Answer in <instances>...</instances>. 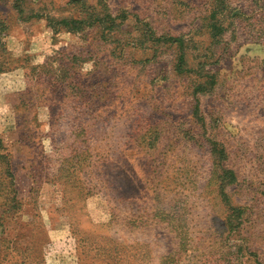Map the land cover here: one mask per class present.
Masks as SVG:
<instances>
[{
    "label": "rangeland",
    "instance_id": "374dc122",
    "mask_svg": "<svg viewBox=\"0 0 264 264\" xmlns=\"http://www.w3.org/2000/svg\"><path fill=\"white\" fill-rule=\"evenodd\" d=\"M0 264H264V0H0Z\"/></svg>",
    "mask_w": 264,
    "mask_h": 264
}]
</instances>
